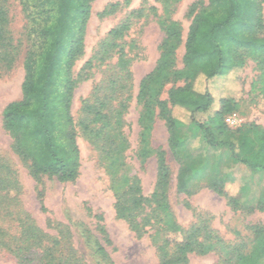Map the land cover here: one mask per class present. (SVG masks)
<instances>
[{
	"label": "trees",
	"instance_id": "trees-1",
	"mask_svg": "<svg viewBox=\"0 0 264 264\" xmlns=\"http://www.w3.org/2000/svg\"><path fill=\"white\" fill-rule=\"evenodd\" d=\"M7 1L0 0V74L10 70L17 58L8 31ZM93 1L19 0L29 45L23 60L21 98L7 104L1 113L2 128L12 141L14 154L27 165L28 174L36 183L44 177L60 183L75 182L80 152L71 115L73 91L95 64L102 65L114 56L112 72L93 90L90 99L82 102L79 128L97 150L115 201L116 218L125 222L137 237L150 234L158 264H190V255L210 253H215L222 264H263L264 224L251 226L250 237L226 243L205 222H196L185 231L176 223L168 201L170 170L165 153L160 148L152 149L150 139L155 121H162L168 134V148L179 160L177 128L194 127L209 147H226L233 162L251 173H264V129L251 123L231 131L225 118L236 112L238 101L229 93L216 97L206 87L221 83V92H230L223 83L249 61L255 72L250 93L264 103V0L193 2L185 14L189 26L184 39L180 22L173 19L181 0H155L160 13L156 7L143 3L109 30L74 79L72 69L84 53ZM117 10L118 5L113 4L99 16L110 17ZM146 17L155 19L163 34L155 66L140 80L135 96L140 111L134 159L140 166L151 157L156 161V179L149 197L142 195L140 179L126 162L129 143L123 131V116L132 101V59L125 51L124 38L134 21ZM180 47L183 54L178 66ZM202 83L204 87L199 89ZM169 84L166 99L162 100ZM180 113L186 115V121L179 119ZM190 177L191 170L181 164L176 178L177 193L191 195L187 188ZM206 187L223 197L234 213L264 214V192L254 204L245 206L239 196L228 195L224 184L214 177ZM37 198L42 202L43 193L39 192ZM99 231L105 235L100 226ZM14 256L19 264L33 262L18 253ZM38 261L60 264L48 255Z\"/></svg>",
	"mask_w": 264,
	"mask_h": 264
},
{
	"label": "rangeland",
	"instance_id": "rangeland-1",
	"mask_svg": "<svg viewBox=\"0 0 264 264\" xmlns=\"http://www.w3.org/2000/svg\"><path fill=\"white\" fill-rule=\"evenodd\" d=\"M196 1L181 0L173 15V19L182 26L183 39L189 26L185 18L187 8ZM143 3L156 7L160 13L155 0H94L91 3L84 53L72 69L74 79H77L109 30ZM113 4L118 5L116 13L101 18L100 13ZM6 7L8 31L17 49V58L10 70L0 74V235L4 237L0 240V264H19L14 253L33 259L31 264H38V260L46 255L60 264H158L155 242L150 234L137 237L125 222L116 218L115 201L97 150L84 138L79 128L82 102L89 100L93 90L112 72L116 57H111L102 65L95 64L85 73L88 77L80 80L73 91L71 115L80 152L78 178L73 183H60L44 177L36 183L29 176L27 165L14 154L12 141L2 128L1 113L4 107L21 98L23 60L29 46L25 38L26 20L19 0H8ZM162 38L156 20L151 17L134 21L124 38L125 51L132 59L129 68L132 101L123 116V131L129 143L125 156L126 162L140 179L144 197L152 193L156 161L151 157L140 166L134 159L138 147L137 120L140 111L135 96L140 80L155 66ZM182 54L183 47H180L177 52L178 66ZM253 68V63L247 61L243 70L229 76L223 84L230 92H221V83L206 85L216 97L229 93L238 101L236 112L231 114L238 124L228 126L231 131L251 123L264 129V103L250 93L255 76ZM170 87L171 84L165 87L162 100L166 99V91ZM203 87L204 83L199 84V89ZM179 119L186 121L187 117L180 113ZM176 136L179 160L168 148V134L162 121H155L150 139L152 149L160 148L165 153L170 170L168 201L176 223L185 231L196 222H205L226 243L250 237L249 228L264 224V214L234 213L226 200L206 185L214 177V180L224 184L228 195L239 196L243 205L249 206L264 192V173H251L233 162L226 147H209L203 134L194 127L179 126ZM215 139L222 141V138ZM181 164L191 170L187 182L190 196L176 191ZM39 192L43 193L42 202L37 198ZM97 217H101V222ZM99 226L104 229L105 235L100 233ZM188 259L190 264H222L215 253L190 255Z\"/></svg>",
	"mask_w": 264,
	"mask_h": 264
},
{
	"label": "built area",
	"instance_id": "built-area-1",
	"mask_svg": "<svg viewBox=\"0 0 264 264\" xmlns=\"http://www.w3.org/2000/svg\"><path fill=\"white\" fill-rule=\"evenodd\" d=\"M225 124L227 125V127H234V126H237L238 124V121L234 119V116L231 115V116H228L226 119H225Z\"/></svg>",
	"mask_w": 264,
	"mask_h": 264
},
{
	"label": "crops",
	"instance_id": "crops-1",
	"mask_svg": "<svg viewBox=\"0 0 264 264\" xmlns=\"http://www.w3.org/2000/svg\"><path fill=\"white\" fill-rule=\"evenodd\" d=\"M255 201H256V199H255ZM255 201H254V202H255ZM254 202H253L252 204H254Z\"/></svg>",
	"mask_w": 264,
	"mask_h": 264
}]
</instances>
